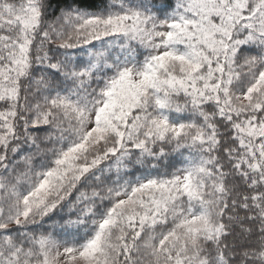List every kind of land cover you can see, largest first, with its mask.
<instances>
[{
	"label": "snow or ice",
	"instance_id": "6c2138e0",
	"mask_svg": "<svg viewBox=\"0 0 264 264\" xmlns=\"http://www.w3.org/2000/svg\"><path fill=\"white\" fill-rule=\"evenodd\" d=\"M0 264H264V0H0Z\"/></svg>",
	"mask_w": 264,
	"mask_h": 264
}]
</instances>
